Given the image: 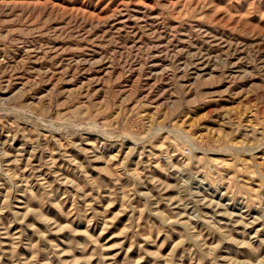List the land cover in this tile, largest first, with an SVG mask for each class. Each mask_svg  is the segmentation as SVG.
<instances>
[{
    "label": "rangeland",
    "instance_id": "1",
    "mask_svg": "<svg viewBox=\"0 0 264 264\" xmlns=\"http://www.w3.org/2000/svg\"><path fill=\"white\" fill-rule=\"evenodd\" d=\"M0 264H264V0H0Z\"/></svg>",
    "mask_w": 264,
    "mask_h": 264
},
{
    "label": "bare ground",
    "instance_id": "2",
    "mask_svg": "<svg viewBox=\"0 0 264 264\" xmlns=\"http://www.w3.org/2000/svg\"><path fill=\"white\" fill-rule=\"evenodd\" d=\"M195 146V145H194Z\"/></svg>",
    "mask_w": 264,
    "mask_h": 264
}]
</instances>
